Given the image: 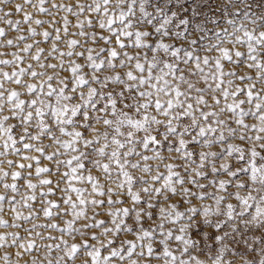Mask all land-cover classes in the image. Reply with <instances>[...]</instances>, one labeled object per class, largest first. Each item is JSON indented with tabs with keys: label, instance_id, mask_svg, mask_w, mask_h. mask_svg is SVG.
<instances>
[{
	"label": "snow or ice",
	"instance_id": "1",
	"mask_svg": "<svg viewBox=\"0 0 264 264\" xmlns=\"http://www.w3.org/2000/svg\"><path fill=\"white\" fill-rule=\"evenodd\" d=\"M0 264H264V0H0Z\"/></svg>",
	"mask_w": 264,
	"mask_h": 264
}]
</instances>
